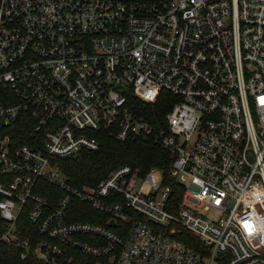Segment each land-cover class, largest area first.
I'll use <instances>...</instances> for the list:
<instances>
[{
    "label": "built area",
    "instance_id": "2783aa9c",
    "mask_svg": "<svg viewBox=\"0 0 264 264\" xmlns=\"http://www.w3.org/2000/svg\"><path fill=\"white\" fill-rule=\"evenodd\" d=\"M24 119L34 146L13 137ZM101 132L160 142L182 201L158 169L70 183L54 160ZM78 203L107 225L75 220ZM0 246L43 264H264V0H0Z\"/></svg>",
    "mask_w": 264,
    "mask_h": 264
},
{
    "label": "trees",
    "instance_id": "16d2710c",
    "mask_svg": "<svg viewBox=\"0 0 264 264\" xmlns=\"http://www.w3.org/2000/svg\"><path fill=\"white\" fill-rule=\"evenodd\" d=\"M161 112L158 115L159 118L163 115ZM35 134L37 133L28 119H24L14 125L13 137L17 145L34 146L33 136ZM93 137H96L99 141L100 149L98 151H82L75 156L56 158L54 160L70 183L79 187H95L107 178L113 170L125 165L139 169L142 175H146L152 169H158L162 171L165 177L164 184L172 188L173 202L178 205L182 201L185 188L171 174L174 156L156 139L139 138L133 141L121 142L104 132L94 134ZM39 184L45 185V188L39 190V193L50 200L52 205H55L61 195L60 191L44 182ZM74 209L75 220L107 225L104 220L105 217L88 205L78 203L74 206ZM22 218L20 224L24 226L27 232L32 228L34 229V226L28 220V214H24ZM111 227L114 228L113 226ZM24 237L33 238L29 233L24 234ZM178 239L196 251H199L202 247L201 241L188 230L182 229ZM72 255L75 256L77 261L82 260L78 253L73 252ZM0 264L43 263L32 257L27 260H21L17 249L11 246H0Z\"/></svg>",
    "mask_w": 264,
    "mask_h": 264
},
{
    "label": "rangeland",
    "instance_id": "374dc122",
    "mask_svg": "<svg viewBox=\"0 0 264 264\" xmlns=\"http://www.w3.org/2000/svg\"><path fill=\"white\" fill-rule=\"evenodd\" d=\"M157 177L159 178V174H157Z\"/></svg>",
    "mask_w": 264,
    "mask_h": 264
}]
</instances>
